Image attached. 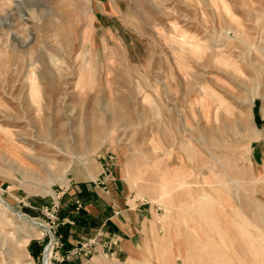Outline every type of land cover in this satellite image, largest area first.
<instances>
[{
  "label": "rangeland",
  "instance_id": "1",
  "mask_svg": "<svg viewBox=\"0 0 264 264\" xmlns=\"http://www.w3.org/2000/svg\"><path fill=\"white\" fill-rule=\"evenodd\" d=\"M263 101L264 0H0V264L72 260L100 165L157 210L139 264H264Z\"/></svg>",
  "mask_w": 264,
  "mask_h": 264
},
{
  "label": "crops",
  "instance_id": "2",
  "mask_svg": "<svg viewBox=\"0 0 264 264\" xmlns=\"http://www.w3.org/2000/svg\"><path fill=\"white\" fill-rule=\"evenodd\" d=\"M251 112L255 124L261 126L256 132L264 138V101L258 106L253 103ZM102 172L100 165L95 175L68 184L59 211L65 224L60 235L64 250L97 235L101 241L115 238L114 256H105L98 245L91 257L75 255L64 264H139L141 251L151 249L157 239L159 226L155 207L145 198L135 199L128 193L123 172L118 167L112 168L105 184L96 185L94 180ZM76 201L81 203L79 208ZM36 249L35 244L29 246L33 255L38 252Z\"/></svg>",
  "mask_w": 264,
  "mask_h": 264
},
{
  "label": "built area",
  "instance_id": "3",
  "mask_svg": "<svg viewBox=\"0 0 264 264\" xmlns=\"http://www.w3.org/2000/svg\"><path fill=\"white\" fill-rule=\"evenodd\" d=\"M76 205L79 208L81 206V203L79 201H76ZM49 235H50V242L48 243L46 248H50V254H51L53 235L51 233H49ZM98 245H101V247L103 248V254L105 256H108L110 258H112L114 256V248L116 246V239L111 238V239H108L105 241H101L100 236L97 235L93 238L85 240L83 242V244L79 245V248L72 250V252L70 253V255L67 258L71 257L72 255L73 256L83 255L84 257H87V255H91L92 253H94L95 248ZM46 248L44 249V252H45ZM43 257H44V254H43ZM49 261H50V256H49ZM42 264H43V262H42ZM49 264H50V262H49Z\"/></svg>",
  "mask_w": 264,
  "mask_h": 264
},
{
  "label": "bare ground",
  "instance_id": "4",
  "mask_svg": "<svg viewBox=\"0 0 264 264\" xmlns=\"http://www.w3.org/2000/svg\"><path fill=\"white\" fill-rule=\"evenodd\" d=\"M23 219V218H21ZM25 220V219H24ZM35 221V220H34ZM28 224H30L31 226L35 225L34 222L32 220L27 221ZM39 223V222H38ZM39 226V224H38ZM28 242V241H27ZM49 256H50V248H47L44 254V264H49ZM29 259V258H28ZM200 264V263H199Z\"/></svg>",
  "mask_w": 264,
  "mask_h": 264
}]
</instances>
